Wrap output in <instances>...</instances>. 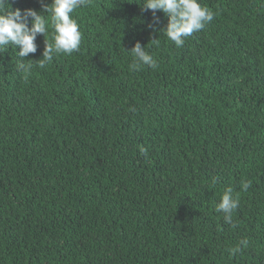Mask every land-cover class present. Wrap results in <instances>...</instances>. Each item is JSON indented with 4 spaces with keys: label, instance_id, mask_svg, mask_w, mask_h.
<instances>
[{
    "label": "trees",
    "instance_id": "16d2710c",
    "mask_svg": "<svg viewBox=\"0 0 264 264\" xmlns=\"http://www.w3.org/2000/svg\"><path fill=\"white\" fill-rule=\"evenodd\" d=\"M202 3L213 21L179 48L162 11L92 0L79 51L39 68L50 28L30 74L0 51V264H264V0ZM137 41L156 69L129 70Z\"/></svg>",
    "mask_w": 264,
    "mask_h": 264
},
{
    "label": "clouds",
    "instance_id": "9594fccd",
    "mask_svg": "<svg viewBox=\"0 0 264 264\" xmlns=\"http://www.w3.org/2000/svg\"><path fill=\"white\" fill-rule=\"evenodd\" d=\"M92 0H51L50 3H43L41 0V11L28 8L21 11L13 9L8 0H0V51H6L9 47L18 46L16 55L20 57L21 63L18 68L25 74H30L33 68L32 63H23L24 57L34 54L37 51L36 37L38 34L45 35L51 29L49 41H45L42 58L38 59V67L43 69L54 56L59 54L71 55L79 51L82 42V32L77 18L73 13L78 8H86ZM145 10H151L153 18L157 10L162 11L168 18L166 26L162 29L167 38L176 46L182 47L185 40L193 33L203 30L208 23L213 21L215 13L205 6L202 0H141ZM45 14H48L47 16ZM29 19L30 24L29 26ZM156 46H159L157 39H152ZM128 51V50H126ZM133 57L129 70L139 72L145 66L152 69L158 67V62L152 54L136 42L130 49ZM135 109H133L134 111ZM139 151L144 156L148 155L145 147ZM251 187L250 180H243L240 191L246 192ZM240 204V195L235 193L233 188L226 187L221 194L218 203L215 204V211L223 213L224 222L233 227V213ZM248 245V240L241 239L239 244L228 249L229 254L235 256L241 253Z\"/></svg>",
    "mask_w": 264,
    "mask_h": 264
}]
</instances>
